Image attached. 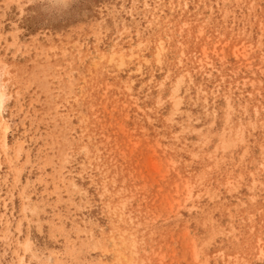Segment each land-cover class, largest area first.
<instances>
[{
  "label": "rangeland",
  "instance_id": "374dc122",
  "mask_svg": "<svg viewBox=\"0 0 264 264\" xmlns=\"http://www.w3.org/2000/svg\"><path fill=\"white\" fill-rule=\"evenodd\" d=\"M0 91V264H264V0H0Z\"/></svg>",
  "mask_w": 264,
  "mask_h": 264
},
{
  "label": "bare ground",
  "instance_id": "6f19581e",
  "mask_svg": "<svg viewBox=\"0 0 264 264\" xmlns=\"http://www.w3.org/2000/svg\"><path fill=\"white\" fill-rule=\"evenodd\" d=\"M0 100L2 101L3 100V94H2V92L0 91Z\"/></svg>",
  "mask_w": 264,
  "mask_h": 264
}]
</instances>
